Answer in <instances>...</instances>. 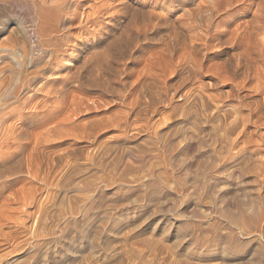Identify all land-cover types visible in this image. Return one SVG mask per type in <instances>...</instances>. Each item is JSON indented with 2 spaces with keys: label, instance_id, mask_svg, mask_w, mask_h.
Instances as JSON below:
<instances>
[{
  "label": "rangeland",
  "instance_id": "rangeland-1",
  "mask_svg": "<svg viewBox=\"0 0 264 264\" xmlns=\"http://www.w3.org/2000/svg\"><path fill=\"white\" fill-rule=\"evenodd\" d=\"M8 108L0 264H264V0H0Z\"/></svg>",
  "mask_w": 264,
  "mask_h": 264
},
{
  "label": "bare ground",
  "instance_id": "bare-ground-1",
  "mask_svg": "<svg viewBox=\"0 0 264 264\" xmlns=\"http://www.w3.org/2000/svg\"><path fill=\"white\" fill-rule=\"evenodd\" d=\"M16 114L20 118L23 117V115L19 111H17L16 108H8L7 110L0 111V193L1 194L4 191H6V189L13 182V178H14L13 176L22 174L25 171L28 173L32 165V158L29 155H27V153H23L24 142H26V140H29L32 133H30L31 131L30 132L28 131L25 125L26 123L23 120H22V126L16 127L13 125V123L11 122V118ZM184 264H194V263L190 261H186Z\"/></svg>",
  "mask_w": 264,
  "mask_h": 264
}]
</instances>
